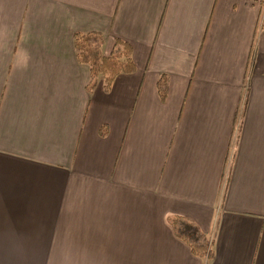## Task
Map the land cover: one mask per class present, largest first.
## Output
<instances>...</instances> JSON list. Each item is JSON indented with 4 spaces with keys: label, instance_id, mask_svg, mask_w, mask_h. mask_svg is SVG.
<instances>
[{
    "label": "crops",
    "instance_id": "0c3cea01",
    "mask_svg": "<svg viewBox=\"0 0 264 264\" xmlns=\"http://www.w3.org/2000/svg\"><path fill=\"white\" fill-rule=\"evenodd\" d=\"M0 264H264V0H0Z\"/></svg>",
    "mask_w": 264,
    "mask_h": 264
},
{
    "label": "trees",
    "instance_id": "16d2710c",
    "mask_svg": "<svg viewBox=\"0 0 264 264\" xmlns=\"http://www.w3.org/2000/svg\"><path fill=\"white\" fill-rule=\"evenodd\" d=\"M77 54L80 62L90 66L91 81L88 85L90 92H93L100 80L103 81V88L111 90V86L119 74H128L136 70V63L133 61V51L130 44L118 39L110 54L102 52L104 35L98 31L89 33L79 32L75 36ZM167 76L159 80V96L164 101L168 93ZM102 136L107 135L106 127L100 130ZM180 219L172 220L177 229V235L183 238L192 249V252L201 258L211 257L213 249L210 239L205 237L196 224H179ZM178 224V225H177Z\"/></svg>",
    "mask_w": 264,
    "mask_h": 264
}]
</instances>
